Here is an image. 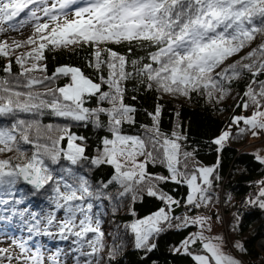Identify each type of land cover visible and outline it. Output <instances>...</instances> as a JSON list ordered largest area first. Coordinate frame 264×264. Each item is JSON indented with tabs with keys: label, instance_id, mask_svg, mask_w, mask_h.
Instances as JSON below:
<instances>
[{
	"label": "snow or ice",
	"instance_id": "6c2138e0",
	"mask_svg": "<svg viewBox=\"0 0 264 264\" xmlns=\"http://www.w3.org/2000/svg\"><path fill=\"white\" fill-rule=\"evenodd\" d=\"M26 28L32 34L24 40H0V58L7 61L0 76V219L18 218L27 233L0 248V264H104V201L135 204L144 196L163 206L125 225L135 248L150 253L166 229L196 227L174 252L193 264H241L225 251L223 236L211 235V216L174 215L177 208L191 212L213 204L219 159L204 166L186 149L185 135L162 132L160 104L146 113L151 123L141 124L142 132H125L137 122L126 95L131 83L133 91L197 94L219 103L233 83L246 79L236 107L250 115H234L213 143L219 152L233 129L240 136L264 133V42L227 63L264 37V0H0V35ZM114 45H127L126 51ZM69 48L88 49L85 66L92 75L74 65L49 73L46 51ZM134 49L145 55L131 58ZM46 116L66 123L45 124ZM74 125L106 131L95 155ZM255 158L264 165V155ZM104 165L111 177L94 187L87 173ZM169 183L186 187L184 203L165 191ZM258 183L249 203L264 209V180ZM41 198L43 207L28 206ZM38 236L64 247L46 257L39 244H29ZM233 247L244 251L238 242ZM116 251L114 244L108 257Z\"/></svg>",
	"mask_w": 264,
	"mask_h": 264
},
{
	"label": "trees",
	"instance_id": "16d2710c",
	"mask_svg": "<svg viewBox=\"0 0 264 264\" xmlns=\"http://www.w3.org/2000/svg\"><path fill=\"white\" fill-rule=\"evenodd\" d=\"M32 34L31 28H26L22 33L8 32L0 35V40L16 39L24 40ZM264 42V37H258L250 47L245 48L241 53L232 57L227 63H232L238 60L240 56L245 55L251 48L257 47ZM115 50L125 52L127 45H114ZM29 49H20L18 51H28ZM88 55V49H79L73 51L69 49H57L55 51H46L48 71L51 73L55 67L60 65H74L81 67L86 74L92 75V70L85 66V58ZM145 55L140 49H134L131 58ZM7 63L5 59L0 58V76L6 75L2 68ZM14 71H18V66L14 65ZM264 79V77H261ZM63 84L64 81H60ZM246 79L233 83L231 90L226 94L224 100L219 103L209 102L205 97L193 94L191 98L182 96L161 95L160 93L148 90L133 91V85L128 84V93L126 102L137 108L136 124L132 127L125 126V132L128 134H138L143 130L141 124H150L151 118L146 114L152 112L157 104L162 105V113L160 118L161 131L170 134L172 131H180L187 137L184 142L188 151H195V158L204 166H215L219 159V168L217 174L220 179L214 182V194L216 199L223 198L225 202L244 200L249 207L248 212L236 211L235 237L243 246L244 251H240L242 259L246 264H264V260L257 248L258 239L264 236V209H261L257 204L249 203L250 199H256L259 192V181L264 180V165H261L256 160V154L248 152L247 147L261 137H252L251 133L240 136L235 134L225 143L224 148L217 152L218 146L213 143L222 131L228 130V125L234 115H250V112H244L241 108L236 107L240 103V97L244 91ZM135 95L136 99L132 100ZM88 106H94V102ZM179 113V116L176 114ZM43 123L63 124L64 120L54 117L42 118ZM179 124L181 127L176 128ZM72 131L80 136L87 138V153L95 155L99 140L102 136L107 135L106 131L96 129L89 125L83 127L74 125ZM264 138L260 142H263ZM7 155H12L11 153ZM150 171L166 174L160 167L150 166ZM112 168L104 165L98 168H92L87 173L90 182L93 186L100 185L110 179ZM165 191H168L175 198L185 201L187 189L185 186H177L169 183L164 186ZM115 191V189H110ZM41 199H31L28 206L32 210H36L39 204L41 207L44 204ZM162 203L152 197L144 196L135 204L125 199L123 201H104L102 209V230L104 236V264H193L189 257L183 252L176 253L174 248L180 246V242L190 233L195 230V227L177 229L175 227L166 229L164 232L156 236L153 241L156 248L146 253L134 246V241L131 234L126 233L125 225L130 223L135 218H142L153 212ZM135 211L136 216H132V211ZM194 211L189 213L193 215ZM182 216V215H176ZM179 223V221H174ZM18 218H13L10 221L0 219V233H4L10 239L18 240L26 237L27 233L22 231ZM30 245L39 244L41 250L47 257L50 253L56 251L57 247H64V243L45 236L34 237ZM117 247L114 258L108 257V252L113 247ZM236 258V257H235ZM238 259V258H236ZM242 259H238L243 264Z\"/></svg>",
	"mask_w": 264,
	"mask_h": 264
},
{
	"label": "rangeland",
	"instance_id": "374dc122",
	"mask_svg": "<svg viewBox=\"0 0 264 264\" xmlns=\"http://www.w3.org/2000/svg\"><path fill=\"white\" fill-rule=\"evenodd\" d=\"M264 137H260L256 143H252L247 147V151L254 153V154H260L264 155V140L263 142H260L261 139ZM248 204L245 203L244 200L238 201V203H235L234 201L225 202L223 198H219L218 201L209 207V208H202L198 210H193V215H207L211 216V225H212V232L211 235L216 236L220 235L223 236L226 241L225 251L228 252L230 255L238 258L239 260L242 259V256L240 254V251H238L233 245L236 243V237H235V223H236V211L241 212H248L249 207H247ZM192 211V212H193ZM187 212L189 215L190 212L187 211L186 207L177 208L174 212V215H184ZM250 212V211H249ZM215 214V215H214ZM192 216V215H191ZM217 216H219V219H217ZM197 231V228L195 227V230L193 232ZM208 235L209 233H205ZM12 239H10L9 236H7L4 233H0V248H7L12 245ZM257 248L261 254L262 259L264 260V236L257 241ZM16 254H19V249H14ZM45 254V253H44ZM243 264H246L245 260L242 259Z\"/></svg>",
	"mask_w": 264,
	"mask_h": 264
}]
</instances>
